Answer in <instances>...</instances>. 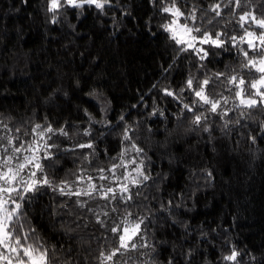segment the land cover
Wrapping results in <instances>:
<instances>
[{
    "label": "trees",
    "instance_id": "obj_1",
    "mask_svg": "<svg viewBox=\"0 0 264 264\" xmlns=\"http://www.w3.org/2000/svg\"><path fill=\"white\" fill-rule=\"evenodd\" d=\"M61 4L52 12L50 0H0V125L19 138L15 146L37 139V124L64 128L67 135L48 134L59 163L46 171L56 184L67 180L72 192L88 190L86 180L96 175L113 178L121 173L113 165L125 171L131 160L143 161L149 179L106 198L107 208L106 185L91 197L45 187L24 204L25 228L36 229L60 264H100V253L115 246L107 229L119 217H146L141 227L152 246L118 254L120 264H264V104L211 112L210 105L194 104L186 87L189 76L212 77V98L232 99L237 88L228 77H258L242 67L245 58L230 38L261 30L240 17L264 19V0H175L185 13L181 24L225 41L223 48L201 45L209 50L204 60L179 51L163 29L173 19L163 11L172 0H109L102 9ZM194 9L196 20H186ZM239 48L256 55L246 44ZM184 104L207 120L194 124ZM87 143L93 148L77 146ZM126 195L133 199H120ZM233 250L236 260L224 259Z\"/></svg>",
    "mask_w": 264,
    "mask_h": 264
},
{
    "label": "snow or ice",
    "instance_id": "obj_2",
    "mask_svg": "<svg viewBox=\"0 0 264 264\" xmlns=\"http://www.w3.org/2000/svg\"><path fill=\"white\" fill-rule=\"evenodd\" d=\"M65 2L76 7L82 6L85 3L95 4L97 8L102 9L104 4L108 3L109 0H79V2L78 0H65ZM237 3H239V0H237ZM61 7V0H50L49 11L56 12ZM218 7L219 5L214 6L213 10ZM163 11L171 13L173 16L172 21L162 25V27L166 32L171 34L170 38L177 45H180L179 51L188 52L191 50L199 56L200 60H204L209 56V50L198 47V44H206L215 48L224 47L225 41L221 39V34H212L206 30L202 31L201 28L195 27L187 22L181 24L179 18L185 16V13L176 7L175 0H172L171 7H165ZM216 14L219 15V12ZM249 18L262 29L259 35L253 31L245 30V35L239 37L238 41L236 37H231L230 41L238 47L245 58L246 62L242 67L259 75L256 79L250 81H246L242 75H233L228 77V82L237 88L235 96L239 98L238 107L243 106L251 109L264 104V19H256L251 13H245L240 17V20L246 21ZM186 20H196L195 9L186 17ZM239 44H246L247 48L256 54L255 57H250L249 51L239 48ZM223 75L225 74H214L216 79H219ZM194 80V77L189 76L186 81V87L189 90H193L197 98L193 103L210 105V111L216 112L220 107V101L213 99L207 91L208 86L212 82V77L205 78L202 81L195 80V89L193 88ZM153 87H156V85H153ZM164 91L166 95L180 99L178 94L169 91L167 88ZM183 91L184 89L182 88L180 92L182 93ZM246 92L247 95L245 94ZM255 97H259L260 99L257 100ZM222 99L225 104L228 103L227 98L222 97ZM183 107L188 111H193L192 107L188 104H184ZM85 113L91 121L92 117L87 113V109H85ZM193 116L194 119L192 122L194 124H200L202 120H207L206 116L203 114L196 115L194 111ZM120 119L123 120V116ZM3 127L5 129L8 128L6 124ZM16 131L18 132L19 129ZM33 132L36 134L37 139L27 142V144L20 143L19 146H15V142L19 139L18 137L0 136V142H6L0 143V148L3 149L4 153L0 156V264H60V261L56 258L54 248L50 249L46 246L45 242L37 234L36 229L31 226L25 228V223L27 222V214L24 212L25 202H30L35 198L34 194L39 193L45 187H51L54 191L58 190L62 195H75L77 197H91L92 193L97 191L94 184H89V190L72 192L67 180H62L60 184H56L49 178L46 169L55 168L59 161L55 158L56 154L49 150L52 148H57L58 150V146L55 143H48L52 138L48 134L59 133L61 135H67L64 128L53 129L51 125L41 126L37 124L33 128ZM84 134L90 135V132L85 130ZM123 138L125 140H131L127 128L124 131ZM253 140H255V137H253ZM77 146L79 148H93L92 143L79 144ZM132 150L138 154L143 152V149L139 148L134 142L132 143ZM127 151L128 149L122 151L118 154L119 157L122 158ZM41 152H43V156L40 155ZM25 153L27 154L25 155ZM130 162L135 163L134 160ZM124 166V164H114L111 170L114 171L117 167ZM100 171H103V169ZM135 172L137 173V177H131L129 174L132 185L141 184L143 181L149 179V176L144 174L143 161H140V166L135 168ZM208 175L211 176V173H208ZM78 179H82V177H78ZM101 179H107V177L101 176ZM66 189L69 190L66 191ZM119 192L129 193V185H120ZM109 193L112 194V199L117 198L116 190L111 187L104 191V198H108ZM136 195L138 196L140 193L137 192ZM120 199L130 201L133 197L132 195H126L121 196ZM80 207H83V203H80ZM115 210L113 209V211ZM127 216L132 217L133 214L127 213ZM145 219L147 218L136 217L134 220L125 219L123 222H114V226L108 228L107 231L115 234V246L107 253L103 251L100 253V257L98 258L100 259V264H120L119 260L114 259L118 254L151 248L152 246L145 239L144 230L141 227L144 225ZM98 222L101 225L104 224L103 221ZM152 250L155 251L154 248ZM144 254L143 252L140 253V255ZM238 255L239 253L233 250L231 255L224 257V259L235 261ZM64 264H71V261H65ZM169 264H172L171 260Z\"/></svg>",
    "mask_w": 264,
    "mask_h": 264
},
{
    "label": "rangeland",
    "instance_id": "obj_3",
    "mask_svg": "<svg viewBox=\"0 0 264 264\" xmlns=\"http://www.w3.org/2000/svg\"><path fill=\"white\" fill-rule=\"evenodd\" d=\"M78 2H79V0H78ZM256 19H258V18H256ZM252 31L255 32L257 35H259V33L262 31V29L260 31L259 30L256 31V30H253L252 29ZM198 47H201V45L198 44ZM252 91H254V90H252ZM255 98L257 100L260 99L259 97H255ZM227 100H228V103L225 104L224 101H223V99H219V101H220V107L218 108L217 111L225 112V111L229 110L230 107H232L233 105H239V98H237V97H234L232 99H227ZM0 136H10L8 130L5 129L1 125H0ZM0 143H6V142H0ZM3 154H4L3 153V149L0 148V156H2ZM26 154L27 153H25V155ZM40 155L42 156L43 155V152H41ZM131 161H133V160H131ZM134 161H135V163H131V162H128V161L125 162V163H127L126 166H129V167H126L125 168V171H124V169L120 170V168H116V170L114 171V174L117 173L118 170L121 171V173H118V175L114 176L113 178H111V179H109L107 181H105V179H101V175H96L98 177H95L92 180H86V184L87 185L94 184L95 186H98V185H106L107 188L111 187V188L115 189L116 190V195H117V193H119L121 195L122 193L119 192V186L120 185H122V184H128L129 185V188L132 185L131 184V181H130V178H129V174L131 175V177H136L137 176L136 175L137 173L135 172V168L136 167H139V163L136 160H134ZM102 176L109 177V176H106V175H102ZM109 194H111V193H109ZM111 197H112V194L108 197L109 200L110 199L112 200ZM104 200L106 202L108 201L106 198H104ZM108 206H109V203L108 204L105 203V207L107 208ZM125 219H127V218L126 217H122V218L119 217V219H118L117 222H123Z\"/></svg>",
    "mask_w": 264,
    "mask_h": 264
}]
</instances>
